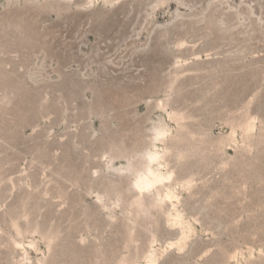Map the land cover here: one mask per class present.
I'll list each match as a JSON object with an SVG mask.
<instances>
[{"label":"rangeland","instance_id":"rangeland-1","mask_svg":"<svg viewBox=\"0 0 264 264\" xmlns=\"http://www.w3.org/2000/svg\"><path fill=\"white\" fill-rule=\"evenodd\" d=\"M0 264H264V0H0Z\"/></svg>","mask_w":264,"mask_h":264},{"label":"bare ground","instance_id":"bare-ground-1","mask_svg":"<svg viewBox=\"0 0 264 264\" xmlns=\"http://www.w3.org/2000/svg\"><path fill=\"white\" fill-rule=\"evenodd\" d=\"M254 127H255V126H254L253 124H249L247 130H248V131H252V130L254 129ZM147 185H148V184H147Z\"/></svg>","mask_w":264,"mask_h":264}]
</instances>
